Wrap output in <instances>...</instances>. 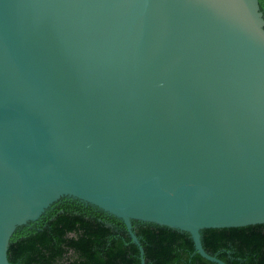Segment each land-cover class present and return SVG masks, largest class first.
<instances>
[{
  "label": "water",
  "instance_id": "95a60500",
  "mask_svg": "<svg viewBox=\"0 0 264 264\" xmlns=\"http://www.w3.org/2000/svg\"><path fill=\"white\" fill-rule=\"evenodd\" d=\"M63 199L191 236L264 225L259 0H0V264Z\"/></svg>",
  "mask_w": 264,
  "mask_h": 264
},
{
  "label": "trees",
  "instance_id": "16d2710c",
  "mask_svg": "<svg viewBox=\"0 0 264 264\" xmlns=\"http://www.w3.org/2000/svg\"><path fill=\"white\" fill-rule=\"evenodd\" d=\"M264 13V0H259ZM145 264H215L198 253L187 233L134 221ZM203 246L226 264H264V225L207 229ZM11 264H142L125 224L79 201L63 199L36 223L18 229Z\"/></svg>",
  "mask_w": 264,
  "mask_h": 264
}]
</instances>
